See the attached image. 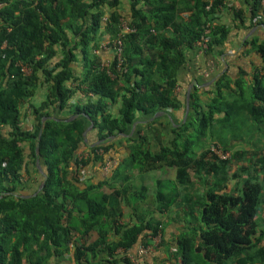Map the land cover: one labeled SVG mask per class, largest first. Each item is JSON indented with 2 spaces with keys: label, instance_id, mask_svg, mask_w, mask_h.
Returning a JSON list of instances; mask_svg holds the SVG:
<instances>
[{
  "label": "trees",
  "instance_id": "1",
  "mask_svg": "<svg viewBox=\"0 0 264 264\" xmlns=\"http://www.w3.org/2000/svg\"><path fill=\"white\" fill-rule=\"evenodd\" d=\"M254 2L256 9L261 1ZM222 6L223 0H0V264H133L137 246L165 248L173 264H264V150L238 151L223 160L212 147L227 151L225 145L195 151L193 140L242 113L264 127V66L250 82L245 74L237 80L224 74L206 102L195 87L187 122L159 152L140 133L129 138L140 117L185 110L186 99L176 89L187 53L205 36L208 53L227 40L230 29L217 23ZM124 26L134 32L125 33ZM107 35L112 51L114 41H122L121 64L115 53L108 66L101 56ZM247 43L264 61V43ZM45 87V100L33 104ZM224 91L238 98L226 100ZM78 92L97 100L74 105ZM119 102L114 116L111 107ZM27 107L36 122L31 131L24 127ZM77 114L71 122L44 120ZM89 117L94 147L84 137ZM122 141L129 144V157L111 179L81 188L79 170L105 166ZM38 159L46 185L36 197L23 198L45 179ZM235 162L241 168L232 173ZM167 169L176 171L184 194L166 192L159 181L148 204L149 189L137 192L131 185L134 172ZM240 172L248 178L228 192ZM203 175L205 194L190 193L192 177ZM139 202L161 219L126 215ZM173 223L181 227L167 243L165 230Z\"/></svg>",
  "mask_w": 264,
  "mask_h": 264
},
{
  "label": "crops",
  "instance_id": "2",
  "mask_svg": "<svg viewBox=\"0 0 264 264\" xmlns=\"http://www.w3.org/2000/svg\"><path fill=\"white\" fill-rule=\"evenodd\" d=\"M254 4V0H223V6L219 10L217 23L230 29V34L228 35L227 40L222 45L215 46L213 51L209 53L207 51L201 52L198 48L187 53L185 67L180 73V85L176 89V93L186 99V105L187 93L190 87H192V92L196 87L197 90H199V95L202 97L203 101L206 102L213 95L210 92L214 90V84L224 74L227 73L232 80H237L242 74H245V79L250 82L254 80L256 74L261 72L264 66L263 58L257 49L255 50L251 44L247 43L254 40H258V44L264 43V9L260 5L255 9ZM241 20H243V22H241ZM109 44L107 46L104 45V47H102L103 50L100 52L101 56L106 61V66L111 62L114 54V50H111ZM78 67L79 66L75 67V69H77L76 73L79 71ZM46 94L47 90L45 87L39 91L36 97L32 100V103L40 105L45 100ZM90 100L95 101L97 99L93 95H90L88 98L85 94L78 92L71 100V103L74 105H83ZM120 107V102L114 104L111 107V113L114 116H118ZM163 112L158 116L154 115L152 118L140 117L135 122L137 123V126L134 131L132 128L129 138H132L138 133H140L141 136H146L149 142V149L153 152H159L163 147L169 146L170 142L177 137L174 130L185 124L188 117L186 118V107L185 110L176 112ZM23 116L25 129L31 131L36 124L32 115V109L28 107L25 108L23 110ZM184 118L186 119L185 123ZM248 118L253 122L249 116ZM85 141L90 147L97 145L98 143L96 142L95 132L90 131L87 134ZM127 146H129V144L126 141H122L118 154L112 153L110 158L116 162L114 169L110 167L106 168V165L103 166L104 168L97 165L79 170L77 178L80 181V187L86 188L83 183L92 182L93 184H98L101 181L110 180L121 161L126 158L128 159L129 151L127 150ZM224 149H227L231 155L236 154L238 151H246L237 149L234 144L233 150L228 146H225ZM261 150L263 151L264 148ZM247 151L251 152L254 150ZM81 155L87 157V150L84 149L81 151ZM128 172L129 169L125 171V174ZM154 172L156 171L150 173L136 171L131 182V185L136 187L137 192H142L143 188L149 189L150 196L148 197L147 202L153 200L151 194L156 191L155 185L150 181L151 177L157 182L162 181L152 176ZM166 172L176 177V171L174 169H170ZM230 186L231 185L229 184L228 188L230 189H228V192H231L234 188L233 184L232 188ZM135 205L137 208L136 211L129 210L134 216V218L133 216L132 218L135 220L137 219L136 221H138V218L141 219L147 215V218L150 220L151 209L146 208L147 211H142L143 208L147 206L146 202H139ZM179 216H183L181 210L179 211ZM127 220L128 218H126L125 222H127ZM180 227V225L173 223L167 228V230H165L164 239L167 243H171V241L177 237ZM139 248L141 247L137 246L131 251V254L134 257L138 254ZM168 258L169 253L166 249L157 247L152 252L142 256L141 259L139 258L138 264H173L174 261H168Z\"/></svg>",
  "mask_w": 264,
  "mask_h": 264
},
{
  "label": "rangeland",
  "instance_id": "3",
  "mask_svg": "<svg viewBox=\"0 0 264 264\" xmlns=\"http://www.w3.org/2000/svg\"><path fill=\"white\" fill-rule=\"evenodd\" d=\"M110 42V36L107 35L105 38L102 39V47L107 46ZM224 99L232 101L234 99L238 98V95L233 94V93H228L227 91H224ZM176 112V111H175ZM223 115V116H222ZM220 118L225 117L224 114H222ZM185 118H184V123H185ZM190 134L191 131H190ZM200 137V139H199ZM195 140L196 145L194 147L195 151H198L199 148H205L206 146H212V143H220L225 146H228L231 150H233V144L236 146L237 149L240 150H256L260 151L262 148H264V133H263V127L259 126L256 123H253L249 120L248 116L245 113H242L241 115H235L230 122H216L214 125V128L211 129L206 136L204 135H196V137L193 138ZM182 141H180V144ZM249 160H246L245 162L248 164ZM235 165L237 166L236 169H232V173L236 172L241 168V166L235 162ZM121 171L125 173L126 168H122ZM168 170H162V171H156L152 174L156 179L162 180L164 190L167 192L173 191V192H178L181 195L184 194V189L179 186L178 182L176 181V177L172 176L171 174H168L166 172ZM240 171V170H239ZM129 172H132L131 170ZM135 173V172H134ZM242 175L243 173L240 172ZM233 176V175H231ZM174 178V179H173ZM248 178V175L243 174V176L239 180H234L232 179L229 184L231 185L230 187L232 188L235 185H240V188H242L244 181ZM193 182L195 183V188L193 191V194H205L207 185H205L207 182V178L205 175L201 176V180L198 179L197 177H192ZM153 185L156 186L157 181L154 180L151 177V180ZM230 189V188H228ZM151 196L155 198V192L151 194ZM135 203V202H134ZM150 201L148 202V204ZM143 208V207H142ZM151 209L150 206H146L143 208L142 211H147V209ZM130 210V209H129ZM128 209H125V212L129 211ZM152 210V209H151ZM150 210V217L154 220L158 219L160 220L162 217V214L160 212L158 213H153V211ZM263 222H261L262 224ZM227 264H232V262H228Z\"/></svg>",
  "mask_w": 264,
  "mask_h": 264
},
{
  "label": "built area",
  "instance_id": "4",
  "mask_svg": "<svg viewBox=\"0 0 264 264\" xmlns=\"http://www.w3.org/2000/svg\"><path fill=\"white\" fill-rule=\"evenodd\" d=\"M260 6L264 9V0H260ZM211 6H209L207 9L209 10ZM124 32L125 33H130V32H134V30L130 29L128 26H124ZM209 42H210V37L205 36L202 37L200 41L197 42L196 44V48L199 49V51L201 52H206L209 49ZM122 52H123V44L122 41L119 40H115L114 41V53L117 56V59L119 61V63H122ZM28 74L30 73V71H26ZM212 151L215 155H217L219 158L223 159V160H228L230 159V154L227 153L226 151L219 149L218 147H212ZM115 164L116 162L112 159V158H108L107 159V164H106V168H115ZM160 238L156 239L155 242L156 244L159 243ZM155 249L154 246H148V247H141L139 248V252L137 254V257H131V261L133 264H138L139 258L142 256L147 255L149 252H152Z\"/></svg>",
  "mask_w": 264,
  "mask_h": 264
},
{
  "label": "water",
  "instance_id": "5",
  "mask_svg": "<svg viewBox=\"0 0 264 264\" xmlns=\"http://www.w3.org/2000/svg\"><path fill=\"white\" fill-rule=\"evenodd\" d=\"M191 95H192V87H190L189 88V90H188V93H187V105H186V118L188 117V115H189V113H190V101H191ZM161 112H159V113H157L155 116H158L159 114H160ZM164 114H166L165 112H163ZM83 116H85V114H83ZM80 117V114H77V115H75V116H72L71 118H69V119H56V118H54V117H47V118H45L44 120H46V119H55V120H57V121H66V122H71V121H74V120H76V119H78ZM88 117V116H87ZM89 119V121H90V126H89V128L85 131V133H84V137H85V139H86V137H87V134L90 132V131H92L93 129H94V127H95V125H94V123H93V121H92V119L89 117L88 118ZM137 126V123H134V125H133V131L135 130V127ZM42 136V132L40 133V137ZM114 138H118V136H115ZM36 153H37V155H39L40 154V145H38L37 146V148H36ZM37 168H38V170H39V172L44 176V180H43V182H42V184H41V186H40V188H39V190L34 194V195H31V196H23V198H26V199H29V198H32V197H36L43 189H44V187H45V185H46V182H47V175H46V173H45V171L43 170V168H42V165H41V162H40V159H38L37 160ZM5 195V193H2L1 195H0V199L3 197Z\"/></svg>",
  "mask_w": 264,
  "mask_h": 264
},
{
  "label": "clouds",
  "instance_id": "6",
  "mask_svg": "<svg viewBox=\"0 0 264 264\" xmlns=\"http://www.w3.org/2000/svg\"><path fill=\"white\" fill-rule=\"evenodd\" d=\"M225 151V150H224ZM227 153H229L228 151H226ZM230 154V153H229ZM230 158H231V154H230Z\"/></svg>",
  "mask_w": 264,
  "mask_h": 264
}]
</instances>
